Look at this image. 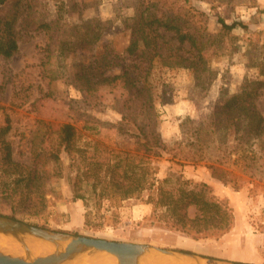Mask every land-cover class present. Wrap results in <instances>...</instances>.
I'll use <instances>...</instances> for the list:
<instances>
[{
	"label": "rangeland",
	"instance_id": "374dc122",
	"mask_svg": "<svg viewBox=\"0 0 264 264\" xmlns=\"http://www.w3.org/2000/svg\"><path fill=\"white\" fill-rule=\"evenodd\" d=\"M60 1L24 2L16 25L19 50L10 58L0 56V127L9 115L7 137L19 162L30 164L45 144L56 145L64 123L76 129L75 146L71 152L62 153L58 177L53 176L57 171L54 163L47 161L46 205L42 211H14L11 201L0 199V214L14 213L28 223L74 234L206 251L205 247L220 237L194 240L182 232L149 225L152 204L147 203L148 192L142 198L123 201L99 199L93 191L87 192L83 181L85 160L106 162L113 159L114 152L136 151L133 135L138 133V124L146 132H159L167 149L179 153V144L184 147L191 142L193 123L208 119L217 105L240 91L246 80L264 81V0H162L155 7L157 0H64L62 8ZM12 6L13 0L0 4V16L10 13ZM153 10L158 14L177 11L173 14L180 18L182 29L193 34L198 47H190L189 41L179 45L170 32L146 43L140 36L139 16ZM220 18L236 26L226 32ZM88 24L93 30L100 24L95 30L100 37L91 38L84 47L70 44L61 53L58 39L64 41L75 35L76 40ZM134 38L137 48L128 55ZM171 51L185 57L184 64H178L180 57L169 56ZM198 53L201 56L197 57ZM104 54H108L112 71L132 68L138 85L149 92L150 102L148 97L140 99L119 84L90 90L81 84L77 71ZM256 104L264 114V84ZM120 124L128 132L120 133ZM235 144L234 134L229 135L228 150ZM252 145L264 149V145ZM142 147L140 152L146 154ZM207 153L209 159L197 162L187 160L185 153L178 154L179 160L166 150L161 157L149 158L157 166L158 178L173 172L190 180L188 185L203 181L210 184L216 198L228 201L234 220L239 218L240 232L244 228V232L260 237L258 248L242 247L252 257H262L260 262L243 263L264 264V157L258 153L259 158L244 161L241 151H236L220 164L213 162L219 155L216 144ZM213 167L226 171L225 180L214 175ZM78 178L82 179L79 190L85 193L86 202L74 196ZM10 180L0 166V188L1 182ZM195 212L194 206L189 207L190 216ZM182 238L184 243L180 242ZM225 245L239 248L234 242ZM204 251L200 253L211 256Z\"/></svg>",
	"mask_w": 264,
	"mask_h": 264
},
{
	"label": "trees",
	"instance_id": "16d2710c",
	"mask_svg": "<svg viewBox=\"0 0 264 264\" xmlns=\"http://www.w3.org/2000/svg\"><path fill=\"white\" fill-rule=\"evenodd\" d=\"M9 1L11 0H0V4H6ZM25 1L28 0H13L12 11L5 16H0V56L4 58L12 57L19 50V35L16 25L25 8L23 6ZM160 1L162 0L155 1L154 7L159 6ZM65 5L64 0L60 1V8ZM169 11L164 10L161 14H158L156 10L146 11L145 16L140 13L139 30L141 31V38L149 43L152 37L158 38L164 36V33L170 32L179 45L189 41L190 47H198L193 34L183 30L180 18L173 14H178V12L170 13ZM220 22L226 32L236 26V23H225L222 18H220ZM86 27L85 32L76 40H73L75 35L71 39H67L69 41H59L58 39L57 48L60 52L64 53L66 46L70 44L74 48L84 47L91 38L98 39L100 37V32L96 33L95 31L100 28V24H97L94 30L91 24ZM136 48V38L131 39L127 54L133 55ZM176 52L171 51L169 56L180 57L181 61H178V64H184L182 62L185 57ZM107 55L100 56L101 58L94 63L77 71L75 75L81 84L87 90L96 89L99 86L119 84L132 90L133 94L140 99L143 96L148 97L147 102H150L149 92L145 90V86L140 87L138 85L136 78L132 76V68L127 67L117 73L112 71ZM198 56H201V53H198ZM186 59L188 60V58ZM190 64H193V61H190ZM263 84L264 81L261 80H246L240 91L217 105L208 119L193 123L191 142L183 144L184 147L179 144V153L177 150L167 149L159 132H146L138 124V133L133 135L136 138V151L114 152L113 159L106 162L94 158H92L94 160L89 158L85 160L86 169L83 181L87 183L89 188L86 191H93L99 199L116 198L119 201L142 198L143 193L148 192L147 203L152 204L149 225L158 224L168 230L182 232L193 239L209 236L220 237L229 231L234 223V213L228 201L216 198L212 193V186L204 181L188 185L191 181L185 179L181 173L169 172L165 177L158 178L157 166L152 165V159L149 157H161L166 150L172 152V156L179 160L181 157H178V154L185 153L186 155L183 156L188 158L187 160L197 162L208 158L207 150H211L214 144H216L219 155L215 160H212L220 164L229 159L231 154L236 151H241V157L244 161L248 158H259L258 153L264 157V149L261 151L252 145L256 143V146L260 148L264 145V114L260 112L256 104ZM123 119L127 120V117ZM10 129L11 119L9 115H6L5 123L0 127V166L6 176L11 177V180L1 182L0 199L11 201L14 211L20 208L38 213L46 205L44 187L45 179L48 178V171L45 165L47 161H52L57 169L53 176H59L60 170L58 168L61 166L62 153H69L74 148L77 132L72 124H62L59 128L57 144H48V146L45 144L29 164L14 159L12 144L7 137ZM117 129L120 133L128 132L123 124L118 125ZM231 134H234L236 144L234 149L228 150L227 138ZM141 146H144L142 148L147 156L140 152ZM41 155L44 156L43 160L40 159ZM148 164H151V167H148ZM213 170L215 176H223L225 180V170L217 167H213ZM81 181L82 179L78 178L74 183L76 186L74 196L86 202L85 193H80L79 190ZM191 206L196 208L193 216L188 213ZM10 217L16 218L14 213Z\"/></svg>",
	"mask_w": 264,
	"mask_h": 264
},
{
	"label": "water",
	"instance_id": "95a60500",
	"mask_svg": "<svg viewBox=\"0 0 264 264\" xmlns=\"http://www.w3.org/2000/svg\"><path fill=\"white\" fill-rule=\"evenodd\" d=\"M0 235L15 240L25 251L24 255H17L0 248V264H78L104 254L114 256L117 264H143L146 258L178 259L194 264H250L150 243L118 241L53 230L3 214H0ZM30 240L49 243L54 249L47 254L34 253Z\"/></svg>",
	"mask_w": 264,
	"mask_h": 264
},
{
	"label": "crops",
	"instance_id": "0c3cea01",
	"mask_svg": "<svg viewBox=\"0 0 264 264\" xmlns=\"http://www.w3.org/2000/svg\"><path fill=\"white\" fill-rule=\"evenodd\" d=\"M240 229H241V226H240L239 218L236 217L234 220V225L232 226V228L229 231L222 234L218 241H216L215 243H213V242L210 243L209 247L206 246L205 247L206 251L199 249V248L198 249L195 248L197 251H195L194 249H190V250L182 249V250L192 251V252H196L199 254H202V253H200V251H204L205 253L207 252L208 254H210L212 257L221 256L222 259L224 258V260H227V261H233V260L241 261V262L258 261L256 263H259L260 258H262V257H259L256 254L252 257L250 252L242 250V247L243 246H247V247L253 246L255 248H258L259 247L258 242L260 240V237L252 236L249 233L244 232V231H246L244 228H242L243 232H240ZM244 234L246 236H242ZM180 242L184 243L183 238L180 239ZM230 242H234L235 244L237 243L239 245V248L238 249H236V248L232 249L231 247L225 245V244L230 245ZM140 243H143V242H140ZM146 243L154 244V242H151V241H146ZM221 243H223L222 244L223 247L220 245ZM154 245L161 246V243H157ZM176 246L181 247L179 245H176ZM178 249H180V248H178ZM202 255H204V254H202ZM205 256H209V255H205Z\"/></svg>",
	"mask_w": 264,
	"mask_h": 264
},
{
	"label": "bare ground",
	"instance_id": "6f19581e",
	"mask_svg": "<svg viewBox=\"0 0 264 264\" xmlns=\"http://www.w3.org/2000/svg\"><path fill=\"white\" fill-rule=\"evenodd\" d=\"M30 247L34 253L47 254L53 251L54 247L46 242L38 240H30ZM0 248L13 254L24 255V249L15 240L0 235ZM78 264H117V259L112 255H98L92 258L83 260ZM143 264H194L190 261H180L178 259H160V258H146Z\"/></svg>",
	"mask_w": 264,
	"mask_h": 264
}]
</instances>
